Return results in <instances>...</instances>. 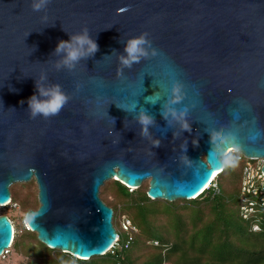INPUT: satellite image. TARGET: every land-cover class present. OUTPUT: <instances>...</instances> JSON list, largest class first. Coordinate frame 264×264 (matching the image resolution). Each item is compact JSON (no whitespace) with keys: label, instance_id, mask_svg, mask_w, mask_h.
Segmentation results:
<instances>
[{"label":"water","instance_id":"water-1","mask_svg":"<svg viewBox=\"0 0 264 264\" xmlns=\"http://www.w3.org/2000/svg\"><path fill=\"white\" fill-rule=\"evenodd\" d=\"M33 2L0 0V206L33 179L38 206L24 221L45 247L80 260L111 248L113 210L99 197L109 180L147 182L151 200H192L229 149L262 159L264 175V0ZM84 29L98 50L68 68L57 44ZM141 35L148 55L124 67ZM53 85L68 103L32 118L28 99ZM13 236L0 215V256Z\"/></svg>","mask_w":264,"mask_h":264},{"label":"trees","instance_id":"trees-1","mask_svg":"<svg viewBox=\"0 0 264 264\" xmlns=\"http://www.w3.org/2000/svg\"><path fill=\"white\" fill-rule=\"evenodd\" d=\"M233 155L228 153L224 158ZM224 167L209 186L192 200L166 202L151 200L146 195L147 183L129 189L119 181L110 180L100 189L101 200L113 210V225L118 233V245L100 257L80 260L53 251L41 244L35 233L20 228L14 232L11 247L25 259L24 264H237L233 258L250 256L239 264H264V213L259 207L249 219L239 212V189L242 162L235 175L231 192L219 184L232 177ZM29 189L33 183L25 184ZM11 203L12 199L11 189ZM38 206L36 196L22 206L24 214ZM261 209V210H260ZM124 215L137 229L130 240L119 227ZM258 231H252L253 225ZM14 229L15 226L13 225ZM157 242L155 246L153 243ZM258 246V247H257ZM110 261L111 263H109Z\"/></svg>","mask_w":264,"mask_h":264},{"label":"clouds","instance_id":"clouds-1","mask_svg":"<svg viewBox=\"0 0 264 264\" xmlns=\"http://www.w3.org/2000/svg\"><path fill=\"white\" fill-rule=\"evenodd\" d=\"M48 3L49 0H38V2L34 0L32 9L33 11H40ZM148 43L149 42L145 39V35L128 40L124 48L125 55L120 57L121 64L124 67L131 68L132 64L138 63L141 57H146L148 53L143 46ZM97 50L98 45L95 41L89 38L87 29H84L82 34L71 36L67 41H60L56 47L57 53H64L63 65L68 68H72L80 59L94 54ZM156 54V51L153 50V55ZM181 88L182 85L178 81L173 83L171 88V93L175 97L172 101L173 103L179 102L181 99ZM36 91L39 96L44 99H38L37 95H32L28 99V109L32 118L41 116L44 119H48L56 116L61 112L69 100V97L61 91L59 85H53L47 89H42L37 86ZM138 122L142 126V133L147 134L148 126L152 123V118L141 112L138 116ZM223 167L217 173H220ZM213 180L212 177L205 189L210 186V183H212ZM202 191H204V189ZM202 191L200 193H202ZM199 194H197V196ZM26 229L28 230L29 228L26 226Z\"/></svg>","mask_w":264,"mask_h":264},{"label":"built area","instance_id":"built-area-1","mask_svg":"<svg viewBox=\"0 0 264 264\" xmlns=\"http://www.w3.org/2000/svg\"><path fill=\"white\" fill-rule=\"evenodd\" d=\"M228 153H234L235 159L242 162V173L239 189V212L241 218L244 220L249 219L251 215L256 213V208L259 207L263 210L264 213V175L261 173L263 160L245 158L232 149H229L226 152V155ZM210 186L215 187L214 182L210 183ZM6 205H12L13 207L15 206L10 201ZM119 227L121 231L126 234L128 240L131 239L133 233L137 232V229L124 215L120 216L119 218ZM251 229L252 231H258L259 226L255 224ZM153 244L156 246L157 242H154ZM117 245L118 235L115 239V242L108 251H110L114 246ZM10 247L11 246H9V248L3 252L0 258H3V256L8 253Z\"/></svg>","mask_w":264,"mask_h":264},{"label":"rangeland","instance_id":"rangeland-1","mask_svg":"<svg viewBox=\"0 0 264 264\" xmlns=\"http://www.w3.org/2000/svg\"><path fill=\"white\" fill-rule=\"evenodd\" d=\"M223 158L224 157H222V159ZM224 159H225L224 160L225 164L228 166L229 169L233 170V173H232V177H226L223 181H221L219 186L221 189L226 188L231 192L230 188L232 187L233 190V186L235 185L234 173L237 171L239 162L233 160V155ZM28 183H33L34 186L27 189L25 185L27 183H15L11 185L9 189H11L12 199L14 200V203L12 204H14L15 206L13 207L12 205H5L3 207H0V215H5L8 217L11 223L15 226L14 232L17 234H19L20 228L26 229V224L24 221V211L22 209V206L25 205V203H30L33 196L37 195V189L34 180L31 179ZM99 197H100V191H99ZM233 259L235 260L234 263L239 264L240 262H243L244 259L250 260L251 257L246 255H240L238 258H233ZM24 262L25 259L22 258L19 254L15 253V251L12 248L9 249L8 253L5 254L3 258H0V264H24ZM108 262L111 263L110 261Z\"/></svg>","mask_w":264,"mask_h":264},{"label":"bare ground","instance_id":"bare-ground-1","mask_svg":"<svg viewBox=\"0 0 264 264\" xmlns=\"http://www.w3.org/2000/svg\"><path fill=\"white\" fill-rule=\"evenodd\" d=\"M216 175L218 174V173H215ZM215 174H213V178L216 176ZM206 188V187H205ZM204 188V189H205ZM3 206H5V205H2V206H0V207H3Z\"/></svg>","mask_w":264,"mask_h":264},{"label":"snow or ice","instance_id":"snow-or-ice-1","mask_svg":"<svg viewBox=\"0 0 264 264\" xmlns=\"http://www.w3.org/2000/svg\"><path fill=\"white\" fill-rule=\"evenodd\" d=\"M210 175H211V173H210Z\"/></svg>","mask_w":264,"mask_h":264}]
</instances>
